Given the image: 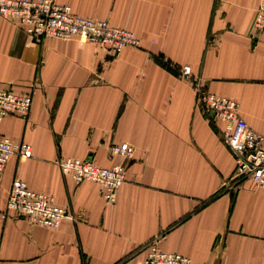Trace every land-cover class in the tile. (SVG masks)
I'll use <instances>...</instances> for the list:
<instances>
[{
  "label": "crops",
  "instance_id": "crops-1",
  "mask_svg": "<svg viewBox=\"0 0 264 264\" xmlns=\"http://www.w3.org/2000/svg\"><path fill=\"white\" fill-rule=\"evenodd\" d=\"M55 2L132 31L139 47L111 56L77 40H35L0 17V89L32 97L26 117L0 121V138L32 149L0 176V264H140L152 241L191 264H264V188L235 178L224 123L200 112L193 84L238 102L264 135V30H253L264 0ZM121 143L134 148L128 162L109 155ZM63 158L125 165L115 202L65 176ZM15 179L71 219L48 229L6 215Z\"/></svg>",
  "mask_w": 264,
  "mask_h": 264
},
{
  "label": "built area",
  "instance_id": "built-area-1",
  "mask_svg": "<svg viewBox=\"0 0 264 264\" xmlns=\"http://www.w3.org/2000/svg\"><path fill=\"white\" fill-rule=\"evenodd\" d=\"M0 17L14 21L26 34L35 40L51 38L77 40L94 44L107 54L117 56L127 47H138L139 41L133 32L112 26L108 21L95 20L75 14L70 6L60 5L55 0H0ZM253 30H264V2L255 12ZM181 77L190 79V68L185 66ZM197 106L200 112L216 124L224 123L222 135L234 160V176L250 179L264 188V135L249 127L240 115V105L228 97L205 92L199 82H194ZM32 106L30 94H18L11 89H0V121L8 116L26 117ZM32 156L31 146L15 144L8 138H0V176L9 161ZM110 156H120L130 161L134 148L128 143L112 145ZM61 172L75 183L84 181L99 184L106 203L116 200V193L125 181V165L116 164L110 168L97 165L91 158H63L58 162ZM15 214L31 224L48 229H57L62 220L71 219L69 211L55 204L52 196L31 190L25 182L13 180L7 201L6 215ZM4 215V217L6 216ZM140 264H191L189 258L165 252L156 241L146 246L145 258Z\"/></svg>",
  "mask_w": 264,
  "mask_h": 264
},
{
  "label": "rangeland",
  "instance_id": "rangeland-1",
  "mask_svg": "<svg viewBox=\"0 0 264 264\" xmlns=\"http://www.w3.org/2000/svg\"><path fill=\"white\" fill-rule=\"evenodd\" d=\"M95 20H98V19H95ZM105 21H108V20H105ZM109 22V21H108ZM110 23V22H109ZM111 24V23H110ZM112 25V24H111ZM113 26V25H112ZM118 28V27H117ZM123 29V28H122ZM125 30H127V29H125ZM128 31H130V30H128ZM132 32V31H131ZM135 35V34H134ZM136 36V35H135ZM138 39V38H137ZM139 41V40H138ZM138 47H139V45H138ZM138 47H134V48H138ZM181 76V75H180ZM183 78V77H182ZM185 79V78H184ZM201 86V85H200ZM203 89V88H202ZM204 90V89H203ZM205 91V90H204ZM206 92V91H205ZM196 104H197V99H196ZM264 113V112H263ZM263 117H264V114H263ZM263 120H264V118H263Z\"/></svg>",
  "mask_w": 264,
  "mask_h": 264
}]
</instances>
